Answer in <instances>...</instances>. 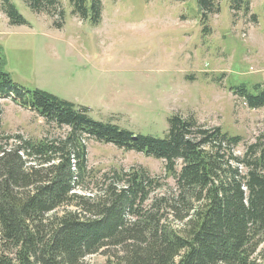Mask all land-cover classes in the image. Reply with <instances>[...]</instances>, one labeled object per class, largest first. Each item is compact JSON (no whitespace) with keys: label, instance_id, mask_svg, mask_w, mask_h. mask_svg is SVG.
<instances>
[{"label":"trees","instance_id":"1","mask_svg":"<svg viewBox=\"0 0 264 264\" xmlns=\"http://www.w3.org/2000/svg\"><path fill=\"white\" fill-rule=\"evenodd\" d=\"M34 11L56 0H25ZM238 4L248 1L233 0ZM83 15L99 0H71ZM14 24L27 21L3 0ZM204 32L217 0H198ZM248 7V6H246ZM252 109L264 107V86L232 87ZM68 127L65 138L25 139L0 134V264H84L102 253L105 264H264V132L243 137L174 114L164 138L136 134L91 118L88 108L41 89L18 85L0 50V99ZM1 127V110H0ZM165 161L173 188L144 168L111 169L84 189V137ZM11 140L14 144H8Z\"/></svg>","mask_w":264,"mask_h":264},{"label":"rangeland","instance_id":"2","mask_svg":"<svg viewBox=\"0 0 264 264\" xmlns=\"http://www.w3.org/2000/svg\"><path fill=\"white\" fill-rule=\"evenodd\" d=\"M11 1L27 22L12 23L0 0V50L18 85L88 108L94 120L136 134L164 138L172 115L193 117L242 136L239 155L264 132V107L250 108L232 89L241 83L251 90L264 86V0H217L220 10L208 13L205 32L198 0H99L98 23L89 3L83 15L71 0L40 11L25 0ZM9 99H0V134L36 141L66 137L68 127L47 123ZM83 143L87 172L81 194L97 189L114 168L141 167L175 186L165 177L162 159L88 136ZM105 263L98 253L84 264Z\"/></svg>","mask_w":264,"mask_h":264},{"label":"crops","instance_id":"3","mask_svg":"<svg viewBox=\"0 0 264 264\" xmlns=\"http://www.w3.org/2000/svg\"><path fill=\"white\" fill-rule=\"evenodd\" d=\"M9 100H10V101H9V102H10L9 104L14 105V106H15L16 108H18V109H22V110L30 111V112H32V113H36V111H34V110L30 109V108H24V107L18 105V104L15 103L12 99H9Z\"/></svg>","mask_w":264,"mask_h":264}]
</instances>
